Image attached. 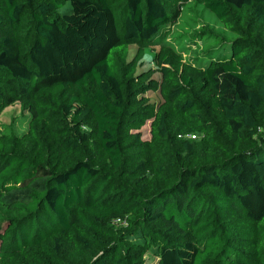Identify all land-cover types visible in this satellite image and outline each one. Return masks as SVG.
<instances>
[{
	"label": "trees",
	"instance_id": "trees-1",
	"mask_svg": "<svg viewBox=\"0 0 264 264\" xmlns=\"http://www.w3.org/2000/svg\"><path fill=\"white\" fill-rule=\"evenodd\" d=\"M196 1L230 54H165L147 103L176 0H0V109L32 114L0 129V264H264V0Z\"/></svg>",
	"mask_w": 264,
	"mask_h": 264
},
{
	"label": "rangeland",
	"instance_id": "rangeland-1",
	"mask_svg": "<svg viewBox=\"0 0 264 264\" xmlns=\"http://www.w3.org/2000/svg\"><path fill=\"white\" fill-rule=\"evenodd\" d=\"M179 15L163 26L155 39L145 41L144 55L138 70L145 74L148 81L153 80V87L142 96L147 103H160L163 99L162 88L165 84L162 67L165 54L174 52L197 67H203L214 58L229 56L230 43L236 34L227 30L217 16L196 0H176ZM176 9V10H177ZM137 43L129 46L128 60L138 53ZM152 82V81H151ZM32 114L23 106V101L15 100L0 109V129L7 127L16 134L27 133ZM143 127L144 138L151 137L150 121ZM14 216L0 203V225ZM1 247V240H0ZM145 264H157V257L152 251L144 253Z\"/></svg>",
	"mask_w": 264,
	"mask_h": 264
},
{
	"label": "built area",
	"instance_id": "built-area-1",
	"mask_svg": "<svg viewBox=\"0 0 264 264\" xmlns=\"http://www.w3.org/2000/svg\"><path fill=\"white\" fill-rule=\"evenodd\" d=\"M193 137H195V135H192Z\"/></svg>",
	"mask_w": 264,
	"mask_h": 264
}]
</instances>
